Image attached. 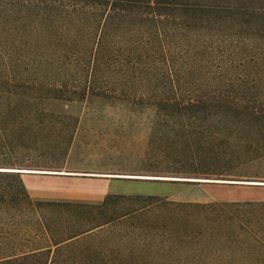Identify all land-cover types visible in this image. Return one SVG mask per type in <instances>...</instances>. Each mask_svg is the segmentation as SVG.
<instances>
[{
  "label": "trees",
  "instance_id": "1",
  "mask_svg": "<svg viewBox=\"0 0 264 264\" xmlns=\"http://www.w3.org/2000/svg\"><path fill=\"white\" fill-rule=\"evenodd\" d=\"M87 95L151 108L175 177L263 188L264 0H0V264H264V199L31 198Z\"/></svg>",
  "mask_w": 264,
  "mask_h": 264
},
{
  "label": "rangeland",
  "instance_id": "2",
  "mask_svg": "<svg viewBox=\"0 0 264 264\" xmlns=\"http://www.w3.org/2000/svg\"><path fill=\"white\" fill-rule=\"evenodd\" d=\"M47 107L72 116L76 127L61 171H56L63 173L23 175L33 199L100 203L109 194L177 202L264 199V187L175 177L190 175L169 165L152 146L151 108L94 95L52 100Z\"/></svg>",
  "mask_w": 264,
  "mask_h": 264
},
{
  "label": "water",
  "instance_id": "3",
  "mask_svg": "<svg viewBox=\"0 0 264 264\" xmlns=\"http://www.w3.org/2000/svg\"><path fill=\"white\" fill-rule=\"evenodd\" d=\"M22 170H27V169H22ZM44 172H35V173H44V174H59L58 172H55V171H47V170H43ZM18 172H23V173H26L25 171H21V170H18ZM28 173V172H27ZM85 175V174H83ZM228 183H239V181H229Z\"/></svg>",
  "mask_w": 264,
  "mask_h": 264
},
{
  "label": "bare ground",
  "instance_id": "4",
  "mask_svg": "<svg viewBox=\"0 0 264 264\" xmlns=\"http://www.w3.org/2000/svg\"><path fill=\"white\" fill-rule=\"evenodd\" d=\"M21 171H25V172H38V171H32V170H21Z\"/></svg>",
  "mask_w": 264,
  "mask_h": 264
},
{
  "label": "crops",
  "instance_id": "5",
  "mask_svg": "<svg viewBox=\"0 0 264 264\" xmlns=\"http://www.w3.org/2000/svg\"><path fill=\"white\" fill-rule=\"evenodd\" d=\"M36 171H38V172H44V171H41V170H36ZM58 173H63V172H58Z\"/></svg>",
  "mask_w": 264,
  "mask_h": 264
}]
</instances>
